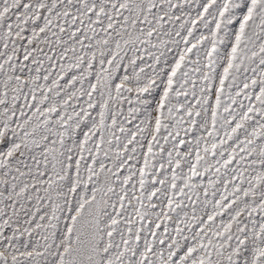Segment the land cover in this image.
Masks as SVG:
<instances>
[{"label":"snow or ice","instance_id":"6c2138e0","mask_svg":"<svg viewBox=\"0 0 264 264\" xmlns=\"http://www.w3.org/2000/svg\"><path fill=\"white\" fill-rule=\"evenodd\" d=\"M0 264H264V0H0Z\"/></svg>","mask_w":264,"mask_h":264}]
</instances>
